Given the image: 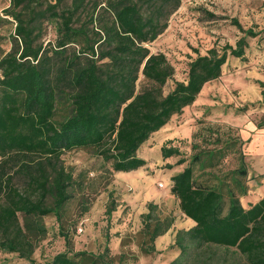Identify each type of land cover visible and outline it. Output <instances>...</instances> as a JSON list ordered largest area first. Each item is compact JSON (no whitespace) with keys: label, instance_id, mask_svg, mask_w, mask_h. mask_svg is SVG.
<instances>
[{"label":"trees","instance_id":"trees-1","mask_svg":"<svg viewBox=\"0 0 264 264\" xmlns=\"http://www.w3.org/2000/svg\"><path fill=\"white\" fill-rule=\"evenodd\" d=\"M181 3L10 0L4 8L0 20L15 27L12 48L0 59V250L20 252L24 264H115L108 246L98 255L74 248L63 219L75 177L62 156L95 150L112 173L145 166L148 161L139 151L152 134L183 114L207 83L223 76L231 56L248 60L249 38L264 40V29L245 28L232 18L242 32L236 45L213 47L207 54L196 50L186 80L164 94L175 67L165 53L146 44L166 30ZM203 13L207 20L219 18L206 9ZM44 22L57 30L49 47L41 42ZM258 83L264 95V80ZM193 137L190 156L172 139L161 147L164 160L177 159L167 164L170 169L183 165L171 177L170 192L195 223L177 231L172 247L179 253L171 264H264V193L243 202L251 192L249 180L257 178L250 175L244 141L214 127ZM229 152L238 153V165L225 170L221 164ZM18 175L26 188L15 184ZM156 207L150 203L144 215L147 253L156 251L155 241L173 224V219L155 217ZM49 215L56 216L66 248L39 262L31 257L30 236L45 234L41 219Z\"/></svg>","mask_w":264,"mask_h":264},{"label":"rangeland","instance_id":"rangeland-1","mask_svg":"<svg viewBox=\"0 0 264 264\" xmlns=\"http://www.w3.org/2000/svg\"><path fill=\"white\" fill-rule=\"evenodd\" d=\"M181 1L166 30L154 42L146 44L155 53H165L175 67L174 76L164 86V94L173 89L176 81L186 80L188 64L197 56L196 50L207 54L213 47L221 49L226 43L236 45L242 32L231 23L232 18H238L245 28L264 29V0ZM9 4L10 0H0V19L5 16L4 8ZM204 9L216 13L219 18L207 20ZM86 18L83 16L81 22ZM43 26L41 42L49 47L56 40L57 30L47 22ZM14 27L9 20H0V59L12 48ZM247 54L246 61L231 56L224 67V76L207 83L194 106L186 107L183 114L173 116L168 126L152 134L139 151L148 161L145 166L131 172L112 173L111 165L95 150L78 149L62 156V164L75 177L73 197L65 206L63 220L71 232L76 251L98 255L108 246V254L114 257L115 264H171L178 256V250L172 247L177 231L195 223L185 216L179 201L170 192L171 175L183 168L180 165L170 169L167 164L172 165L177 159L164 160L161 155L162 145L171 140L173 134H186L172 139L185 156L192 153L191 145L196 141L194 134L205 132L209 127L220 129L225 137L240 138L244 141L242 150L250 175H257L249 180L251 192L243 202L248 198L255 201L264 193V155H253L248 149L250 140L243 137V130L256 126L253 134H264V95L262 101L243 110L244 105L249 104L246 101L256 99L259 94L258 81L262 80L258 77H264V40L249 38ZM221 165L225 170L237 166L238 153L229 152ZM14 181L19 188H26L20 175ZM3 201L0 198V203ZM47 203L51 205L53 199L49 197ZM150 203L157 206L155 217L173 219L170 229L155 241L153 253L145 252L142 232ZM112 206L114 209L109 215L107 210ZM21 221H24L22 216ZM41 223L46 232L31 234L34 248L31 257L46 262L65 250L66 244L59 234L56 216H46ZM26 261L20 252L0 250V264H24Z\"/></svg>","mask_w":264,"mask_h":264},{"label":"crops","instance_id":"crops-1","mask_svg":"<svg viewBox=\"0 0 264 264\" xmlns=\"http://www.w3.org/2000/svg\"><path fill=\"white\" fill-rule=\"evenodd\" d=\"M258 78L261 79L262 81L264 80V77L263 78L258 77ZM237 86H238V88H241V86L239 84ZM258 88H259V94L256 97V99H254L255 101L254 100H249V101L247 100L246 102H248V103L258 102L259 103V101H262L263 100V97H262V95H263V93H262L263 88L261 86L258 87ZM202 91L199 94L197 100L199 99L200 95L202 94ZM197 100L192 104L193 106L197 103ZM192 105H190L188 107H191ZM168 124L166 126H168ZM255 128H257V126ZM255 128L254 129L253 128H246L245 130H243L244 131L243 137L245 139H247V140L248 139L250 140L248 149L250 150V152L253 155H257V156L262 155L263 156L264 155V134L263 133L262 134H257V135L256 134H253V132L256 130ZM250 129H251V131H250ZM179 136H182L183 137V136H186V134H184V135L173 134V136L170 139H175L176 137H179ZM171 177H172V175H171Z\"/></svg>","mask_w":264,"mask_h":264},{"label":"built area","instance_id":"built-area-1","mask_svg":"<svg viewBox=\"0 0 264 264\" xmlns=\"http://www.w3.org/2000/svg\"><path fill=\"white\" fill-rule=\"evenodd\" d=\"M163 185V184H162Z\"/></svg>","mask_w":264,"mask_h":264}]
</instances>
